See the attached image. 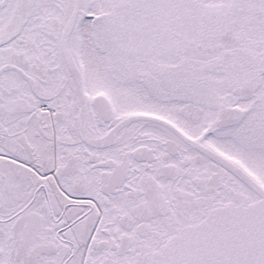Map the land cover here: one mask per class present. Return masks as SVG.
<instances>
[{
	"label": "snow or ice",
	"instance_id": "snow-or-ice-1",
	"mask_svg": "<svg viewBox=\"0 0 264 264\" xmlns=\"http://www.w3.org/2000/svg\"><path fill=\"white\" fill-rule=\"evenodd\" d=\"M0 264H264V0H0Z\"/></svg>",
	"mask_w": 264,
	"mask_h": 264
}]
</instances>
